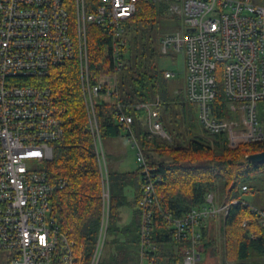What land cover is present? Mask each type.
<instances>
[{"label": "built area", "instance_id": "1", "mask_svg": "<svg viewBox=\"0 0 264 264\" xmlns=\"http://www.w3.org/2000/svg\"><path fill=\"white\" fill-rule=\"evenodd\" d=\"M141 0H0V264H78L76 243L64 231L54 201L67 185L42 167L52 158L53 143L65 135L67 109L45 78L75 61L102 179L103 211L90 264L104 250L110 207L109 165L96 106L115 103L116 120L137 148L142 172L140 264H154L147 248L154 217L160 211L170 228L183 264H201L203 227L226 215L213 192L182 216L162 209L156 193L160 179L149 164L134 127V116L120 100L117 75H95L91 66L92 25L114 68L124 66L122 49ZM165 6L163 20L174 22L161 36L163 54L181 53L186 98L196 106L200 125L210 133L225 132L229 145L264 139L259 120L264 102V3L255 0H144ZM174 75L170 70L164 76ZM222 77V81H220ZM161 99L135 104L146 112V129L169 137L161 119ZM247 190V186L243 187ZM233 200L232 203H238ZM264 226V209L254 207Z\"/></svg>", "mask_w": 264, "mask_h": 264}, {"label": "trees", "instance_id": "2", "mask_svg": "<svg viewBox=\"0 0 264 264\" xmlns=\"http://www.w3.org/2000/svg\"><path fill=\"white\" fill-rule=\"evenodd\" d=\"M163 18V4L139 2L122 49L124 66L119 70L114 68L111 56L105 52L104 42L108 39L96 35L102 28L92 25V39L97 44L91 51L92 72L95 75H117L120 100L126 104V111L134 116L135 131L149 164L157 168L160 179L155 187L164 211L182 216L195 205L204 203L208 192L214 193L217 203L230 204L228 213L223 215L222 249L210 228L203 227L201 264H264V226L253 209L264 207L256 206L244 197L250 190L264 191V187H258L264 175V163L254 164L246 158L249 153L264 150V139L242 142L235 147L229 145L225 132L210 133L200 125L196 106L187 100L185 91L170 90L164 70L147 60V56L156 51L150 43V30ZM45 81L54 88L71 119L66 122L64 137L53 143V157L43 161L42 167L50 176L63 177L68 182L55 198L54 211L62 229L74 239L77 249L83 251L78 264H90L103 211L102 179L76 62H67ZM156 95L161 99V119L166 132V128L172 131L177 126L179 114L174 105H181L188 135L186 141L181 131L176 134L178 138L167 133L169 141L141 127L144 110L137 109L135 104L151 100ZM96 113L103 140L127 134L116 120L115 103H98ZM168 115L171 116L170 124L166 122ZM259 120L264 124L262 101ZM108 167L109 220L106 249L98 264H140L142 172L139 166L131 171H120L112 165ZM244 186L247 190H243ZM128 187L134 189L131 199L126 193ZM233 200L239 202L232 203ZM125 206L131 208L132 216L129 222L123 223L122 208ZM152 241L155 248L148 247L147 256L154 264H183L182 248L176 251L168 223L158 210L154 217ZM218 258L221 259L215 262L214 259Z\"/></svg>", "mask_w": 264, "mask_h": 264}, {"label": "rangeland", "instance_id": "3", "mask_svg": "<svg viewBox=\"0 0 264 264\" xmlns=\"http://www.w3.org/2000/svg\"><path fill=\"white\" fill-rule=\"evenodd\" d=\"M255 1L258 3H262V4L264 3L262 0H255ZM174 25H175L174 22L163 20V19L160 22H157L153 25V27L150 30L151 32L150 43H152V46L156 49V51L154 53L152 52L151 54H149L147 56L148 57L147 60L151 61L153 63L152 65H155L158 69H162L164 71L170 70L171 72H173L174 75L168 78V84H169L170 90L176 89L177 92L180 90L184 92L186 89V73H185V62H184L183 54L181 53L163 54L160 50L161 36L164 34V32L172 30ZM130 31H131V28H130ZM220 81H222V77H220ZM174 106H176L175 110H177L176 112L179 114V117H178L179 124L177 123V126L172 131L170 128H166L168 131L167 133L171 134L173 138H178L176 134L177 132L181 131L184 134L183 137H184V140L186 141L188 139V135L186 134V131L184 129L183 113L180 108L181 105L177 103ZM142 112L143 114L141 116L140 124H141V127L145 129L147 117H146V112L145 111H142ZM170 118L171 116L169 115L166 116L167 124H170ZM163 138H166L169 141L171 140L168 137H163ZM103 142H104V146H105L106 153H107L108 165H112L114 163L115 166L117 165L116 167L122 170H135L138 168L139 166L138 161H137V151L138 150L136 147L133 146L132 142L129 141L128 135L126 133L121 135L120 137H108L104 139ZM239 144L235 146H238ZM110 150L113 153L118 154V157H119L118 161H116L117 160L116 154H113V156L108 154ZM53 154H54V148H53ZM53 154H52V157H53ZM154 156L156 158L158 157L160 158V156L158 155H154ZM258 187H264V175H263L262 180L258 182ZM126 193L130 199L134 197V189L132 187H128L126 189ZM244 197L248 202L256 206L264 207V191H260V189L257 191H253V190H250L249 192L247 191ZM122 210H123L122 220L124 222H129L132 216L131 208H129L128 206H125L124 208H122ZM124 212H125V215H124ZM211 223L213 224V221ZM210 232L212 233V235L213 234L216 235V225L215 224L211 226ZM223 241L224 240L220 242L219 248L223 247ZM105 249H106V245L104 246V251ZM75 251H76V255H79L80 250L77 249V246H76ZM211 259L213 260L212 257ZM219 259L221 258H218L216 260L214 259V261L216 262Z\"/></svg>", "mask_w": 264, "mask_h": 264}, {"label": "crops", "instance_id": "4", "mask_svg": "<svg viewBox=\"0 0 264 264\" xmlns=\"http://www.w3.org/2000/svg\"><path fill=\"white\" fill-rule=\"evenodd\" d=\"M120 137V136H119ZM108 154L109 155H112L113 156V154H116L117 156H116V158H117V160L116 161H118V154L117 153H113L111 150L108 152ZM112 163H113V161H112ZM114 164V163H113ZM112 164V166L115 168V169H118V170H120V171H131V170H122V169H119L118 167H116L115 166V164L113 165ZM124 215H125V212H124ZM218 219V220H217ZM213 221V224L211 223ZM122 222L124 223V221L122 220ZM216 225V235H215V239H216V243H217V245L219 246L220 245V242L222 241V240H224V236H223V215L221 216V215H219V216H217V217H212L210 220H209V222H208V224H207V226L209 227V228H211V226L212 225ZM217 232H218V234H217Z\"/></svg>", "mask_w": 264, "mask_h": 264}, {"label": "water", "instance_id": "5", "mask_svg": "<svg viewBox=\"0 0 264 264\" xmlns=\"http://www.w3.org/2000/svg\"><path fill=\"white\" fill-rule=\"evenodd\" d=\"M246 158L249 162L254 163V164L264 163V150L249 153L246 155Z\"/></svg>", "mask_w": 264, "mask_h": 264}]
</instances>
